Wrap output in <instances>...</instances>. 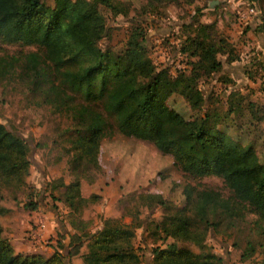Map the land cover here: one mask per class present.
Here are the masks:
<instances>
[{"label": "rangeland", "instance_id": "374dc122", "mask_svg": "<svg viewBox=\"0 0 264 264\" xmlns=\"http://www.w3.org/2000/svg\"><path fill=\"white\" fill-rule=\"evenodd\" d=\"M113 1L117 9L100 5L105 35L96 43L78 39L76 48L94 60L99 59L105 49L121 52L130 29L139 26L147 53L158 68L167 66L171 74L187 72L195 56L189 50L182 51L181 47L187 36L195 35L200 23H211L212 38L216 41L222 38L237 59L227 61L226 53H217L221 68L198 80L204 94L198 108H191L177 91L170 93L166 101L185 118H197L208 128L226 131L238 152L233 154L235 166L250 171L255 164L264 161V113L261 116L257 111L245 109L237 115L227 111L228 98H236L238 93L244 96L242 102L251 100L264 109V64L256 59L261 57L264 48V0ZM252 4L257 14L242 13ZM36 48L32 44L0 42V55L18 59L9 74L0 79V121L26 139L31 161L27 186L17 191L16 199L4 190L0 200L3 206H12L14 218L19 222L15 228L7 224L8 228H14L11 236L16 240L15 251L40 252L47 256L57 242H61L68 264H97L89 253L86 239L79 240L76 234L94 231L105 217L137 224L133 241L141 248V264H145L153 244L164 245L174 240L178 245L198 251L186 237L162 239L160 233L154 231V223L164 215L179 216L185 183L198 188L205 185L226 196L229 190L222 179L214 175L194 178L182 171L174 164L171 153L161 149L160 135L130 121L119 129L114 126L102 137L98 167L87 160H78L70 150L72 133L66 128L71 122L70 116L43 102L22 69L24 56ZM141 83L142 78L132 74L126 91L133 94ZM69 183L75 185L69 188ZM65 191L73 194L78 208L73 209L64 201ZM149 193L160 194L164 202L145 198ZM29 199L36 201V209L24 207ZM71 220L84 228L73 227ZM40 222H44V226L39 228ZM263 227L264 222L258 224L253 212H246L243 218L223 217L216 230L209 227L206 243L223 257L225 264H259L264 250L258 245L264 242ZM246 240L258 246L249 257L241 258Z\"/></svg>", "mask_w": 264, "mask_h": 264}, {"label": "trees", "instance_id": "16d2710c", "mask_svg": "<svg viewBox=\"0 0 264 264\" xmlns=\"http://www.w3.org/2000/svg\"><path fill=\"white\" fill-rule=\"evenodd\" d=\"M100 5L117 9L113 0H53L52 4L46 0H0V42L37 46V50L24 56L22 69L43 102L70 116L71 122L66 128L72 133L70 150L78 160H87L98 167L102 137L114 126L119 129L130 121L160 135L161 149L171 153L174 164L182 171L194 178L220 177L229 190L228 195L205 185L198 188L185 183L179 216L164 215L154 223V231H158L162 239L186 237L199 250L178 245L173 240L164 245L153 244L150 252L151 264H225L223 257L206 243L209 227L216 230L221 218H243L246 212L256 214L258 224L264 222V161L255 164L250 171L235 166L233 154L238 152L226 131L208 128L197 118H185L168 105L166 98L177 91L191 108H198L204 101L198 80L221 68L217 53H226L227 61L237 59V55L231 53L232 48H226L228 45L222 38L218 41L212 38L211 23H200L195 35L187 36L181 47L182 51L189 50L195 56L187 72L171 74L167 66L158 68L147 53L139 26L130 29L121 52L105 49V53L94 60L77 49L75 41L82 38L96 43L105 35ZM17 60L0 55V79L9 74ZM134 73L142 78V83L129 94L126 84ZM237 95L228 98L229 113L238 115L246 109L262 116V106L257 107L251 100L242 102L244 96ZM28 153L26 139L0 121V200L4 190L16 199L17 191L27 186L31 163ZM145 198L164 202L160 194H145ZM64 201L71 208H78L71 192H64ZM24 207L33 210L37 203L29 199ZM6 211L0 204V215ZM136 217L139 219L138 215ZM71 224L77 229L84 228L73 220ZM135 226L137 224L105 217L94 231L76 236L79 240L86 239L89 253L97 264H141V248L133 241ZM2 231L0 222V264H68L67 255L62 251L63 243L57 242L47 256L40 252L21 253L15 251ZM258 245L264 249L263 241ZM258 245L246 240L241 258L249 257ZM262 254L259 264H264V250Z\"/></svg>", "mask_w": 264, "mask_h": 264}, {"label": "crops", "instance_id": "0c3cea01", "mask_svg": "<svg viewBox=\"0 0 264 264\" xmlns=\"http://www.w3.org/2000/svg\"><path fill=\"white\" fill-rule=\"evenodd\" d=\"M256 59H259L260 61H262V63L264 64V48H262V52H261V57L257 56ZM255 59V60H256ZM4 207L7 208V211L2 215H0V222L3 226V235H5L6 237H8V239L11 241V243L13 244L14 248H16L15 245V241L13 239V237L11 236L13 234V229L15 228L14 225H17L19 222L18 220H16L14 217H16L14 214V210L11 208V205L8 204H4ZM7 224L12 225L14 228H12L11 226L8 228ZM71 259H74V255H71ZM151 260H152V254L151 252H149V255L145 258V264H151Z\"/></svg>", "mask_w": 264, "mask_h": 264}, {"label": "built area", "instance_id": "2783aa9c", "mask_svg": "<svg viewBox=\"0 0 264 264\" xmlns=\"http://www.w3.org/2000/svg\"><path fill=\"white\" fill-rule=\"evenodd\" d=\"M242 13H252V14H257V8L255 7L254 4L252 5H247V9L245 11H243ZM242 13L240 12V14L242 15ZM243 16V15H242ZM44 226V222H40L39 228Z\"/></svg>", "mask_w": 264, "mask_h": 264}, {"label": "water", "instance_id": "95a60500", "mask_svg": "<svg viewBox=\"0 0 264 264\" xmlns=\"http://www.w3.org/2000/svg\"><path fill=\"white\" fill-rule=\"evenodd\" d=\"M211 4H212V2H211Z\"/></svg>", "mask_w": 264, "mask_h": 264}]
</instances>
